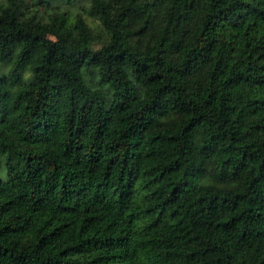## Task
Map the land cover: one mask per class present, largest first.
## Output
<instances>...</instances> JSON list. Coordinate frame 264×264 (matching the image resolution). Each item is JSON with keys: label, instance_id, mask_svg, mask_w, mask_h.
Returning a JSON list of instances; mask_svg holds the SVG:
<instances>
[{"label": "trees", "instance_id": "1", "mask_svg": "<svg viewBox=\"0 0 264 264\" xmlns=\"http://www.w3.org/2000/svg\"><path fill=\"white\" fill-rule=\"evenodd\" d=\"M87 1L0 4V264H264V0Z\"/></svg>", "mask_w": 264, "mask_h": 264}, {"label": "rangeland", "instance_id": "2", "mask_svg": "<svg viewBox=\"0 0 264 264\" xmlns=\"http://www.w3.org/2000/svg\"><path fill=\"white\" fill-rule=\"evenodd\" d=\"M30 4L29 7L36 11L37 9L40 11L44 17L48 15H52L55 12H68L74 17L82 16L91 28L95 29L96 31L100 30L99 23L90 16V3L87 0H79L74 4H69L66 0H50L47 6H35L33 0H29ZM6 0H0V4H5ZM30 75H27L29 77ZM1 176L6 178V169L3 167L1 171Z\"/></svg>", "mask_w": 264, "mask_h": 264}]
</instances>
